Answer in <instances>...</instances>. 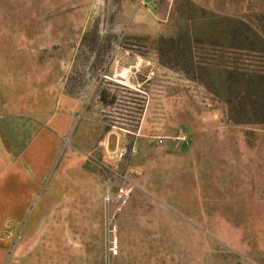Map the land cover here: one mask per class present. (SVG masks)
<instances>
[{
	"label": "rangeland",
	"instance_id": "rangeland-1",
	"mask_svg": "<svg viewBox=\"0 0 264 264\" xmlns=\"http://www.w3.org/2000/svg\"><path fill=\"white\" fill-rule=\"evenodd\" d=\"M0 264H264V0H0Z\"/></svg>",
	"mask_w": 264,
	"mask_h": 264
},
{
	"label": "built area",
	"instance_id": "built-area-1",
	"mask_svg": "<svg viewBox=\"0 0 264 264\" xmlns=\"http://www.w3.org/2000/svg\"><path fill=\"white\" fill-rule=\"evenodd\" d=\"M131 188L129 186H117L113 194L104 196L103 205L105 207V222L107 227V250L110 257H115L119 254V246L117 243V227L114 222L117 214H119L126 202L131 196Z\"/></svg>",
	"mask_w": 264,
	"mask_h": 264
},
{
	"label": "trees",
	"instance_id": "trees-1",
	"mask_svg": "<svg viewBox=\"0 0 264 264\" xmlns=\"http://www.w3.org/2000/svg\"><path fill=\"white\" fill-rule=\"evenodd\" d=\"M229 35L232 39V42L234 43H238V42H249L252 43L251 40L254 41L255 40H259L255 34L253 33H250L249 30H247L246 28H243L242 26H239L237 24H232V27L230 28L229 30ZM227 73V76H226V82H227V85L230 86L231 85V81H232V77L233 76H241V77H245L247 75H242L240 73L237 74V72H226ZM234 78V77H233Z\"/></svg>",
	"mask_w": 264,
	"mask_h": 264
},
{
	"label": "crops",
	"instance_id": "crops-1",
	"mask_svg": "<svg viewBox=\"0 0 264 264\" xmlns=\"http://www.w3.org/2000/svg\"><path fill=\"white\" fill-rule=\"evenodd\" d=\"M69 105H70V103L67 102V106H69Z\"/></svg>",
	"mask_w": 264,
	"mask_h": 264
}]
</instances>
